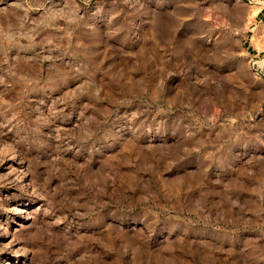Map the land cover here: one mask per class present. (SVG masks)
I'll list each match as a JSON object with an SVG mask.
<instances>
[{
  "label": "rangeland",
  "instance_id": "1",
  "mask_svg": "<svg viewBox=\"0 0 264 264\" xmlns=\"http://www.w3.org/2000/svg\"><path fill=\"white\" fill-rule=\"evenodd\" d=\"M0 264H264V0H0Z\"/></svg>",
  "mask_w": 264,
  "mask_h": 264
}]
</instances>
